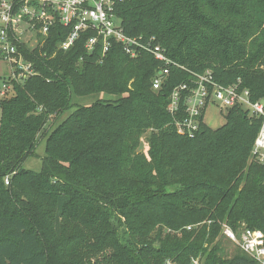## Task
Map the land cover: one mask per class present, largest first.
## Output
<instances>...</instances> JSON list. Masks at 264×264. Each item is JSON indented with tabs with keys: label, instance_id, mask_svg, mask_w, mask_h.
Here are the masks:
<instances>
[{
	"label": "trees",
	"instance_id": "16d2710c",
	"mask_svg": "<svg viewBox=\"0 0 264 264\" xmlns=\"http://www.w3.org/2000/svg\"><path fill=\"white\" fill-rule=\"evenodd\" d=\"M115 11L175 64L155 89L151 53L89 52L91 33L63 50L70 28L57 24L43 45L19 46L38 74L0 99V264H259L239 246L225 255L222 230L264 232V161L252 153L262 119L235 106L188 135L176 125L184 100L169 106L207 71L264 99V0H115ZM97 93L114 100L77 106L47 134L42 170L24 168L50 118ZM122 216L126 236L111 220Z\"/></svg>",
	"mask_w": 264,
	"mask_h": 264
},
{
	"label": "built area",
	"instance_id": "2783aa9c",
	"mask_svg": "<svg viewBox=\"0 0 264 264\" xmlns=\"http://www.w3.org/2000/svg\"><path fill=\"white\" fill-rule=\"evenodd\" d=\"M57 24L70 28L59 46L63 50L72 46L82 34L91 33L85 45L89 52L101 42L105 54L113 42H118L131 57H137L142 51L151 53L160 62L153 81L155 89H159L168 76L169 66L175 64L166 49L156 43L155 36L126 34L115 11V0H0V59L11 67L0 86V95L4 96L9 88H13L14 82H25L38 74L33 62L26 59L19 46L34 49L43 45ZM195 77L192 84H178L171 94V113L179 111L180 101L184 100L186 116L176 119L178 132L195 134L205 122L204 114L212 103L227 112L235 106L243 107L250 115L262 119L252 153L264 161V99L252 100L250 90L240 81L228 86L216 83L211 71ZM6 183H9L8 178ZM222 234L259 264H264V232L261 229L245 227L236 231L224 224ZM191 264H202V261L194 258Z\"/></svg>",
	"mask_w": 264,
	"mask_h": 264
},
{
	"label": "rangeland",
	"instance_id": "374dc122",
	"mask_svg": "<svg viewBox=\"0 0 264 264\" xmlns=\"http://www.w3.org/2000/svg\"><path fill=\"white\" fill-rule=\"evenodd\" d=\"M10 72H11V67L9 63L3 59H0V86L4 78L8 76ZM12 92H13V88H9L6 91V94L4 96L0 95V99L5 96H9V94L11 95ZM101 98L106 99V100L108 99L114 100L113 95H109L105 93L91 94V95L84 96V97L73 95L72 96L73 106L70 109L62 112L61 114L55 115L50 118L44 130L40 133L42 136L38 141V145L36 146L35 153L32 156H29L24 161L23 167L26 169H32L34 171H41L43 167V160H44V157L46 156L45 144H46L47 134L51 133L56 127H58V125L62 123V121L66 119L71 114V112H73L76 109L77 106L91 104L94 101L101 99ZM226 114H227V110L225 108H221L216 103H212L207 108L204 114V119L208 126L212 128H218L225 123ZM0 118H1V108H0ZM149 134H150V130H148L142 135L140 150H143V151L147 150L146 138L149 136ZM111 220L116 225L118 232L121 233V236L122 235L126 236L125 231L128 230V228L125 223L126 221L125 217L123 216L121 217V224L118 223L117 218H112ZM123 240L125 241L126 239L124 238ZM222 240H223V247L225 249V255L231 256L238 247L237 243L227 239L226 237H223ZM156 245H159V244L156 243ZM93 258H95V256ZM98 262H99L98 264H102L101 261H98ZM169 264H172V263L169 262Z\"/></svg>",
	"mask_w": 264,
	"mask_h": 264
}]
</instances>
